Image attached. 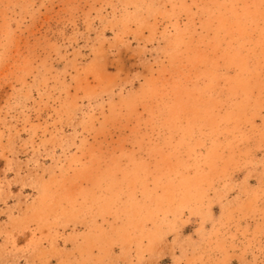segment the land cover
Instances as JSON below:
<instances>
[{"label":"rangeland","instance_id":"1","mask_svg":"<svg viewBox=\"0 0 264 264\" xmlns=\"http://www.w3.org/2000/svg\"><path fill=\"white\" fill-rule=\"evenodd\" d=\"M0 264H264V0H0Z\"/></svg>","mask_w":264,"mask_h":264}]
</instances>
